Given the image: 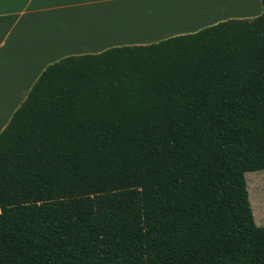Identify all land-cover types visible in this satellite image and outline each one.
<instances>
[{"label": "trees", "instance_id": "1", "mask_svg": "<svg viewBox=\"0 0 264 264\" xmlns=\"http://www.w3.org/2000/svg\"><path fill=\"white\" fill-rule=\"evenodd\" d=\"M68 55L0 130V264H264V0Z\"/></svg>", "mask_w": 264, "mask_h": 264}, {"label": "crops", "instance_id": "2", "mask_svg": "<svg viewBox=\"0 0 264 264\" xmlns=\"http://www.w3.org/2000/svg\"><path fill=\"white\" fill-rule=\"evenodd\" d=\"M261 11V0H0V130L61 57L157 42Z\"/></svg>", "mask_w": 264, "mask_h": 264}, {"label": "rangeland", "instance_id": "3", "mask_svg": "<svg viewBox=\"0 0 264 264\" xmlns=\"http://www.w3.org/2000/svg\"><path fill=\"white\" fill-rule=\"evenodd\" d=\"M238 4L239 2H237ZM242 9L241 5H239L235 7V12L241 13ZM244 176L254 221L257 225L264 226V169L247 171Z\"/></svg>", "mask_w": 264, "mask_h": 264}]
</instances>
